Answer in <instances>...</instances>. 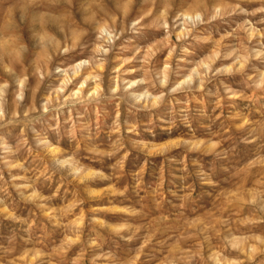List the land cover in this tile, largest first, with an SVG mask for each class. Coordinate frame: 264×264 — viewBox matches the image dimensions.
Returning <instances> with one entry per match:
<instances>
[{
  "label": "rangeland",
  "instance_id": "374dc122",
  "mask_svg": "<svg viewBox=\"0 0 264 264\" xmlns=\"http://www.w3.org/2000/svg\"><path fill=\"white\" fill-rule=\"evenodd\" d=\"M51 1L0 0V264H264V0Z\"/></svg>",
  "mask_w": 264,
  "mask_h": 264
},
{
  "label": "bare ground",
  "instance_id": "6f19581e",
  "mask_svg": "<svg viewBox=\"0 0 264 264\" xmlns=\"http://www.w3.org/2000/svg\"><path fill=\"white\" fill-rule=\"evenodd\" d=\"M45 1V0H44ZM48 1V0H47ZM53 1V0H52ZM52 1H51V3H52ZM56 1H58V0H56ZM50 2V1H49ZM48 3V2H47ZM47 5V4H46ZM26 7V6H25ZM31 6L30 5H28L27 6V8H30ZM26 8V9H27ZM43 31V30H42ZM49 42V41H48ZM52 42V41H51ZM44 44H46V43H44ZM52 49H55L54 47L52 48ZM6 50V49H5ZM56 50V49H55ZM2 51V50H1ZM6 54V53H5ZM86 81V80H85ZM91 90V89H90ZM98 90V89H97ZM60 91V90H59ZM77 92V91H76ZM83 93V92H82ZM74 94V93H73ZM87 94V93H86ZM94 94V93H93ZM92 95V94H91ZM92 96H94V95H92ZM51 152V151H50Z\"/></svg>",
  "mask_w": 264,
  "mask_h": 264
}]
</instances>
